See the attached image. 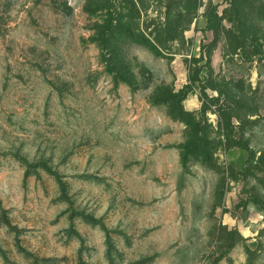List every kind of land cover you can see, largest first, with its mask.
<instances>
[{"label": "rangeland", "instance_id": "374dc122", "mask_svg": "<svg viewBox=\"0 0 264 264\" xmlns=\"http://www.w3.org/2000/svg\"><path fill=\"white\" fill-rule=\"evenodd\" d=\"M107 1L127 70L87 0H0V264H264V39L208 28L229 0ZM184 94L205 164L160 101Z\"/></svg>", "mask_w": 264, "mask_h": 264}, {"label": "trees", "instance_id": "16d2710c", "mask_svg": "<svg viewBox=\"0 0 264 264\" xmlns=\"http://www.w3.org/2000/svg\"><path fill=\"white\" fill-rule=\"evenodd\" d=\"M189 1V0H188ZM109 1L107 0H87L86 9L89 13L95 15L100 13L106 21L105 27L101 28V35L96 38H91V42L98 43L102 51H107L110 54V59L107 61L114 62V68L118 67L123 70H127L129 67V56L123 51V46L134 41L133 35L129 32L130 27L127 26V22L124 23V15L117 14L115 18H112L111 9H107ZM230 7L227 9L230 13L226 19H213L209 18L208 28L221 30L224 36L227 49L234 51L235 54L238 51L251 48L252 52L256 54L260 53V41L264 39L261 33L260 24H264V0H229ZM255 14L254 19L252 15ZM102 18V19H103ZM111 19L112 22L117 23V32L109 29L110 24L107 20ZM226 20V24L223 21ZM111 22V24H112ZM177 21H171L166 23L167 39H172V33L175 31ZM95 29V28H94ZM105 57V54H103ZM110 64L106 66L109 68ZM122 79V78H120ZM126 84L122 80H116V85ZM188 94L178 98V105L173 107L175 99L172 95L161 99V103L167 105L168 113L175 121H180L186 126V130H191L186 136V143L181 149L183 153V162L187 163L189 158H195V163L205 164L211 161L209 156L213 144L211 139L206 136V130L201 126L193 123L190 119L195 116V112H189L185 110L184 106L179 107V103L186 100ZM178 110V114L176 116ZM222 117V116H221ZM222 121L225 125L229 121V117L224 116ZM211 164V163H209Z\"/></svg>", "mask_w": 264, "mask_h": 264}, {"label": "crops", "instance_id": "0c3cea01", "mask_svg": "<svg viewBox=\"0 0 264 264\" xmlns=\"http://www.w3.org/2000/svg\"><path fill=\"white\" fill-rule=\"evenodd\" d=\"M184 108L189 112H196L198 109V100L194 97H189L184 101Z\"/></svg>", "mask_w": 264, "mask_h": 264}]
</instances>
